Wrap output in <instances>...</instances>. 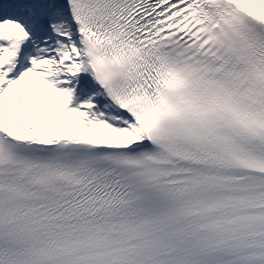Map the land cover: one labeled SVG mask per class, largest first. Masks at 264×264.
<instances>
[{"label":"snow or ice","instance_id":"1","mask_svg":"<svg viewBox=\"0 0 264 264\" xmlns=\"http://www.w3.org/2000/svg\"><path fill=\"white\" fill-rule=\"evenodd\" d=\"M0 264H264V0H0Z\"/></svg>","mask_w":264,"mask_h":264}]
</instances>
